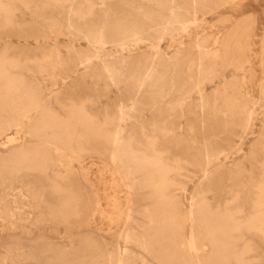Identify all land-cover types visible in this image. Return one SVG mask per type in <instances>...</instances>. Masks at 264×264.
Listing matches in <instances>:
<instances>
[{
	"label": "bare ground",
	"instance_id": "obj_1",
	"mask_svg": "<svg viewBox=\"0 0 264 264\" xmlns=\"http://www.w3.org/2000/svg\"><path fill=\"white\" fill-rule=\"evenodd\" d=\"M236 1L0 0V220L70 228L66 245L7 232L0 264H264V34L253 109L252 15L218 36L190 29ZM255 119V144L233 143ZM104 192L126 247L73 229Z\"/></svg>",
	"mask_w": 264,
	"mask_h": 264
},
{
	"label": "rangeland",
	"instance_id": "obj_2",
	"mask_svg": "<svg viewBox=\"0 0 264 264\" xmlns=\"http://www.w3.org/2000/svg\"><path fill=\"white\" fill-rule=\"evenodd\" d=\"M139 3V0H134ZM142 3V2H141ZM250 14L253 17L254 23L251 25L250 32H249V52H251L252 56L250 57V62L246 63L244 69L250 77L247 82V88L249 93L251 94V98L254 99L253 109H261L259 106L260 98H259V90L257 88L258 83L260 82L261 78L263 77V66L261 64V57L259 53L261 52V38L264 34V0H237L236 4H229L222 9H220L217 13L213 14H205L203 16V21L199 27L190 28L192 34H196L197 32L201 31H208L213 36L221 35L226 31H229L236 23V21H240L244 19V15ZM25 19H29V14L24 13ZM203 24V25H202ZM191 27V26H190ZM5 39L11 40L13 45H20L23 42H27L26 40L22 39V37H17L15 34H7L4 36ZM30 43L35 42L32 38L28 39ZM81 44L84 43L83 40L79 41ZM62 42L61 44H63ZM168 40H164L162 42V46L165 49H168ZM167 45V46H166ZM62 48V47H61ZM170 49V48H169ZM63 52L64 50L61 49ZM234 70L232 68L226 69L225 76H230ZM241 74V72H240ZM242 75V74H241ZM218 80V78L216 79ZM212 84V83H211ZM211 84L206 85V92H209L212 88ZM46 92L48 90H45ZM108 99L112 100L114 98V91L111 89L110 93L108 94ZM106 97H102L101 101H106ZM107 99V100H108ZM258 102V103H257ZM262 119H255L253 124V131L247 132H236L239 135H242L241 138L238 136H234L235 144L240 143L243 140L242 146L245 149L251 145H254L256 139L262 134L263 129L261 126ZM87 164V171L90 179L93 180L100 188L104 186V180L100 179L99 176L103 175L104 177H108L110 175L109 172V165L107 160H101L98 156H92L85 161ZM191 169H188L189 175H194L197 172L192 166H189ZM103 181V182H102ZM190 183V184H189ZM188 187L191 189V181L188 182ZM17 190V188H16ZM102 191V189H101ZM208 199L213 200L217 197V194L212 192H208ZM225 194L220 195L219 197L223 199ZM43 198L50 200L51 196L48 194H44ZM100 209L99 210H92L90 211L89 217L92 216V219L88 220V222L81 224L80 226H73V229H80L82 232H87L88 230L93 227V231H97L98 233L102 232L103 236L99 235L101 239L107 242V246L114 244L118 245L119 247H126L123 241L116 243V236L109 235L110 232L115 228L108 218L105 216V212L103 211L104 207H108L110 203V198L107 192H104L100 195ZM29 210L27 211V216L32 217L37 211V208L34 206L27 207ZM44 224L37 226L34 224H30V222H24L23 224L17 223L15 225H10L7 222L0 220V241L5 239L7 232L14 231L16 233H20L23 236L25 244H28L30 241H35L38 236L43 235L45 239L56 243L57 245H66L69 241V231L70 228L62 225V224H55L50 220H42ZM113 225V226H112ZM123 228V223H120L118 231ZM90 232V231H88ZM264 245V244H261ZM133 249V250H132ZM129 250L134 251V248H129ZM1 251V250H0Z\"/></svg>",
	"mask_w": 264,
	"mask_h": 264
}]
</instances>
